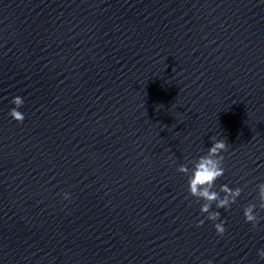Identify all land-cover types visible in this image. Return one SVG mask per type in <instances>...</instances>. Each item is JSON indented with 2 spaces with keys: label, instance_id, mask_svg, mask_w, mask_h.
I'll return each mask as SVG.
<instances>
[{
  "label": "clouds",
  "instance_id": "9594fccd",
  "mask_svg": "<svg viewBox=\"0 0 264 264\" xmlns=\"http://www.w3.org/2000/svg\"><path fill=\"white\" fill-rule=\"evenodd\" d=\"M11 103L15 106L9 110L8 115L17 123H23L25 116L19 111L23 106L24 100L20 96L12 99ZM212 146L208 148L207 153L197 159L189 161L192 165L191 169L187 164H181L177 171L188 176V192L189 195L195 197L197 201H204L200 207V213L206 214L204 219L197 221L196 226L200 227L205 223V220L214 222V228L219 236H223L226 232L225 221L220 220V212L212 211V206L216 209L229 210L231 205L236 203L237 198L241 196L242 189L237 187L230 188L228 185H221L219 191L214 190L215 182L224 175V156L223 152L228 150V143L225 139H215L211 137ZM257 203H249L243 209L245 222L252 225L255 229L260 223L262 217L259 216L257 209L264 211V183L257 185ZM221 193L223 195H221ZM64 199H69L67 193L64 194ZM219 221V222H216ZM257 255L261 260H264V248L257 251ZM209 264L211 262L209 261Z\"/></svg>",
  "mask_w": 264,
  "mask_h": 264
}]
</instances>
